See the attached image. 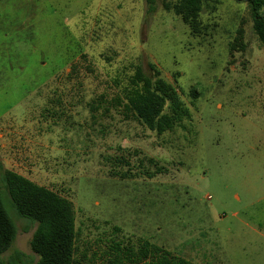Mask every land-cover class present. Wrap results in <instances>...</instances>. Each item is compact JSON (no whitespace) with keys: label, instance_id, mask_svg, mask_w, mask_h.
<instances>
[{"label":"rangeland","instance_id":"1","mask_svg":"<svg viewBox=\"0 0 264 264\" xmlns=\"http://www.w3.org/2000/svg\"><path fill=\"white\" fill-rule=\"evenodd\" d=\"M165 1L0 0V161L73 202L81 264L139 241L196 264H264V44L249 2L205 0L193 35ZM241 26L247 48L231 53ZM150 63L191 114L162 134L115 103ZM1 179L18 229L5 256L35 264L37 223Z\"/></svg>","mask_w":264,"mask_h":264},{"label":"trees","instance_id":"2","mask_svg":"<svg viewBox=\"0 0 264 264\" xmlns=\"http://www.w3.org/2000/svg\"><path fill=\"white\" fill-rule=\"evenodd\" d=\"M204 1H165L164 7L181 17L193 35H202L207 28L201 18ZM247 1L254 31L264 44V0ZM147 2L150 10H154L155 0ZM244 38L245 31L241 26L230 45L231 53L247 48ZM149 66L150 73L141 65L136 67L131 81L122 91V95L115 98V103L123 106V114L126 117H132L146 128L162 134L181 125L191 114L179 91L162 76L158 66L155 63H150ZM118 99L120 101H117ZM92 107L97 109V106ZM116 161L130 165L124 157L116 158ZM162 170L163 167L158 166L154 173L148 170L145 172L153 177ZM114 173L117 174V171ZM131 175V169L128 168L121 176ZM0 178L19 214L37 223L31 239V248L39 255L35 264H81L75 257L77 227L73 202L59 192L6 168L1 161ZM17 233V225L4 205L0 183V264H24L22 259H17L16 251L10 257L5 256L15 242ZM116 251L115 257L109 259L107 264H196L149 241H139L136 248L131 245L122 247L120 243H116Z\"/></svg>","mask_w":264,"mask_h":264}]
</instances>
